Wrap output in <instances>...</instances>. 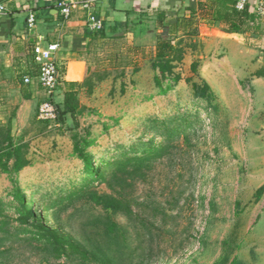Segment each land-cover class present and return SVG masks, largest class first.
<instances>
[{"label": "rangeland", "instance_id": "374dc122", "mask_svg": "<svg viewBox=\"0 0 264 264\" xmlns=\"http://www.w3.org/2000/svg\"><path fill=\"white\" fill-rule=\"evenodd\" d=\"M185 44L182 61L174 63L164 82L171 85L165 94L154 84V56L148 50L132 57L121 42L97 46L84 78L93 88L79 91L83 109L76 122L70 117L58 124L42 121L38 105L34 117L17 126L14 141L28 144L31 165L13 177L0 174V220L8 218L10 232H17H0V264L83 263L74 257L55 260L29 246L34 228L16 220L19 203L12 195L18 189L48 227L113 262L264 264V191L257 196L264 186V105L256 101L251 75H243L237 58L219 52L198 59L191 42ZM204 82L212 98L194 95L192 85ZM57 88L53 101L60 103L63 86ZM75 137L91 142L86 152L94 170L173 145L130 190L136 220L89 199L90 191L110 190L90 182L92 175L73 153ZM99 216L116 223L114 239L97 224ZM141 219L152 225L151 233L139 225Z\"/></svg>", "mask_w": 264, "mask_h": 264}, {"label": "crops", "instance_id": "0c3cea01", "mask_svg": "<svg viewBox=\"0 0 264 264\" xmlns=\"http://www.w3.org/2000/svg\"><path fill=\"white\" fill-rule=\"evenodd\" d=\"M55 1L0 0L7 9L0 14V126L10 123L12 136L17 126L34 117L46 96L33 62L35 45L56 43L60 81L82 82L97 46L121 42L122 50L132 57L145 55L147 50L155 56L157 38L169 36L170 26L175 29L171 36L182 42L183 57L189 41L191 53L198 59L213 58L219 52L224 58H237L243 75H251L256 101L264 105V23L262 33H225L213 19L211 0H100L92 11L102 24V30L96 32L86 25L87 11L77 9L64 18ZM260 3L264 0H247L248 11L259 15ZM31 13L35 21L29 27ZM26 73L32 77L28 85L22 81Z\"/></svg>", "mask_w": 264, "mask_h": 264}, {"label": "trees", "instance_id": "16d2710c", "mask_svg": "<svg viewBox=\"0 0 264 264\" xmlns=\"http://www.w3.org/2000/svg\"><path fill=\"white\" fill-rule=\"evenodd\" d=\"M211 6L213 9L212 16L214 21L220 23L225 33H262L264 16L252 14L248 11L247 6L242 10L236 8V0H211ZM163 16L159 15V21H162ZM170 26L168 33L169 36H158L155 44V56L152 62V69L154 71L153 81L158 88L160 94H165L171 85L163 86L164 82L173 75L175 65L174 63H180L183 59L182 42L175 41V37L171 36L175 33V29ZM102 30V26L96 32ZM195 69V65L192 66ZM99 77L98 80H101ZM180 77L175 75L173 81L178 82ZM63 86V97L60 103L53 101V95L59 88L58 85ZM54 93L46 97L45 100L53 103L56 109L55 124L62 123L66 117H70L73 121L82 112L83 107L80 105L78 98L79 91L83 88L91 93L93 88V82L87 78L82 82H61L59 81ZM194 95L201 98H212L211 88L208 83L204 82L201 86L196 84L192 85ZM76 122V121H75ZM48 123V122H47ZM183 129L181 131L184 132ZM91 144L90 141L85 138L80 140L75 137L72 150L77 158L81 159L84 163L86 173L92 175L90 182L98 181L105 185L110 193H97L95 191L89 193V199L98 206H101L106 211L113 213H121L125 215L130 221H134L137 218V213L134 210L129 194L130 190L136 184L137 181H145L149 172L153 168V163L168 153V149L172 146L165 148L154 147L148 151H143L139 155L124 156L122 159H118L114 162L103 163L101 167L93 169V164L90 161V156L86 152V148ZM28 144L17 143L14 141L11 135L10 123L0 126V174H6L9 176H16L21 170L31 165V161L28 157ZM11 177V178H12ZM13 179V178H12ZM14 180V179H13ZM264 191V186L257 190V196H261ZM12 199L19 203V211L17 222L19 226H32V237L26 239L29 241V246L33 249L41 251L49 257H53L55 260L61 258L74 257L80 259L84 264L85 260L97 259V264H120L119 262L111 261L109 258L101 256L97 257L96 252L88 250L85 245L73 242L64 236L58 229L48 227L47 224L40 220V216L27 208L24 194L18 189L13 193ZM2 213H0V216ZM3 220H0V232L3 235L14 234L17 236V232L11 233L8 223V218L5 216ZM97 224H100L104 228L106 236L115 238L118 231L116 223L106 217H96ZM141 227L147 228V233H151V224L147 227L143 219L139 222ZM96 225V224H95ZM145 230V231H146ZM16 241H22L23 239H15ZM33 242L36 246L33 247ZM79 261V262H81ZM74 262V261H72Z\"/></svg>", "mask_w": 264, "mask_h": 264}, {"label": "built area", "instance_id": "2783aa9c", "mask_svg": "<svg viewBox=\"0 0 264 264\" xmlns=\"http://www.w3.org/2000/svg\"><path fill=\"white\" fill-rule=\"evenodd\" d=\"M100 0H81V1H55V7L59 13L67 18L70 14L77 9L87 11L86 25L89 30L97 31L101 28V21L93 15V8L95 4ZM247 4V0H236V8L242 10ZM7 11L6 7L0 4V14ZM259 15H264V4L260 3L256 9ZM35 19L31 13L27 17V23L29 27L33 26ZM58 50L56 43H49L45 46L35 45L32 49L33 62L37 67V79L40 87L45 91L46 96H51L55 88L60 81V71L55 59V53ZM24 84H30L32 77L29 73H26L22 77ZM38 117L45 122H54L56 119V109L53 103L48 100H44L39 104Z\"/></svg>", "mask_w": 264, "mask_h": 264}]
</instances>
